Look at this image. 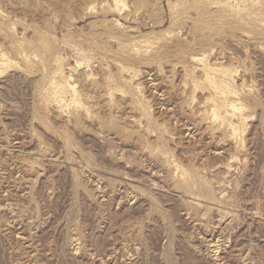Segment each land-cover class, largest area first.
Instances as JSON below:
<instances>
[{
    "label": "rangeland",
    "instance_id": "rangeland-1",
    "mask_svg": "<svg viewBox=\"0 0 264 264\" xmlns=\"http://www.w3.org/2000/svg\"><path fill=\"white\" fill-rule=\"evenodd\" d=\"M0 264H264V0H0Z\"/></svg>",
    "mask_w": 264,
    "mask_h": 264
},
{
    "label": "bare ground",
    "instance_id": "bare-ground-1",
    "mask_svg": "<svg viewBox=\"0 0 264 264\" xmlns=\"http://www.w3.org/2000/svg\"><path fill=\"white\" fill-rule=\"evenodd\" d=\"M121 1V0H120Z\"/></svg>",
    "mask_w": 264,
    "mask_h": 264
}]
</instances>
